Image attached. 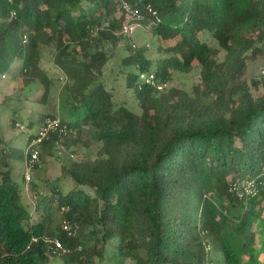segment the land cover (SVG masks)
I'll return each instance as SVG.
<instances>
[{
	"label": "trees",
	"instance_id": "obj_1",
	"mask_svg": "<svg viewBox=\"0 0 264 264\" xmlns=\"http://www.w3.org/2000/svg\"><path fill=\"white\" fill-rule=\"evenodd\" d=\"M124 1L139 20L122 0H0V77L22 79L27 91L48 85L39 62L53 46L67 88L63 117L39 145L27 134L18 147L0 127V264H264V80L245 78L264 53V0ZM137 21L164 54L153 61L126 47L123 79L140 113L103 81L106 47L129 39L123 29ZM196 67L201 85L192 92L167 88ZM19 121L34 128L15 114L8 127ZM82 146L100 148L93 160L67 155L63 176L75 192L47 186L33 222L20 183L27 194L38 188L32 176L44 149L60 157ZM56 237L68 250L62 257L49 253Z\"/></svg>",
	"mask_w": 264,
	"mask_h": 264
},
{
	"label": "rangeland",
	"instance_id": "obj_2",
	"mask_svg": "<svg viewBox=\"0 0 264 264\" xmlns=\"http://www.w3.org/2000/svg\"><path fill=\"white\" fill-rule=\"evenodd\" d=\"M146 22L138 27L135 33L129 36V39H122L116 48L107 46L109 59L103 75V81L107 88L113 92L115 101L120 104L122 102L129 105V107L137 113L138 102L135 100L131 90L126 88L123 79V74L128 71V68L122 66V60L128 55L126 49L127 45L132 44L137 49L145 50V54L153 61H158L163 58L164 54L157 53L154 44L150 37L152 31L148 30ZM147 44L150 45L147 48ZM113 48V50H112ZM136 49V50H137ZM42 56L39 62L40 69L46 74L48 78V85L35 84L32 91L26 90V84L22 79H14L12 76L0 77V127L2 129V136L7 141H12L18 137L16 146L20 147L27 139V134L36 136L39 135L41 129L46 128L50 123L62 119L63 108L67 99L66 81L61 69L54 63V49L52 47H43ZM225 52H219V60L223 61ZM153 65V68H155ZM264 66V53L260 54L246 70V80L259 81L261 71ZM131 69V68H130ZM201 85L200 69L195 68L191 73L182 74L175 73L173 79L167 85V88L183 89L187 92H192L196 87ZM46 97V100H43ZM6 111V112H5ZM15 115L24 116L25 120L28 119L34 123V128L28 129L27 124L18 122L16 128L8 127ZM7 128V129H6ZM6 129V130H5ZM55 130V129H54ZM50 130V131H54ZM99 146H82L71 148L67 154L56 155L55 149H44L41 168L33 172V181H37L39 186L35 191L25 192V182L20 183L23 189V204L29 208L33 222L39 220L37 207L38 201L36 196L42 195L47 192V186L53 183H58L63 190L64 195L73 194L75 192L74 183L63 176V167L68 165V157L71 153L74 155L72 158L75 161H85L95 159L99 151ZM72 161V160H71ZM43 193V194H42ZM62 221V216L58 212L54 215L53 227H59ZM48 264H65L62 259L49 258Z\"/></svg>",
	"mask_w": 264,
	"mask_h": 264
},
{
	"label": "built area",
	"instance_id": "obj_3",
	"mask_svg": "<svg viewBox=\"0 0 264 264\" xmlns=\"http://www.w3.org/2000/svg\"><path fill=\"white\" fill-rule=\"evenodd\" d=\"M119 7L125 10L126 12H128L129 14H132L137 20L140 19L137 11L132 10L124 0H122V3ZM148 10L150 13H152V9L148 8ZM156 21L157 23H159V20ZM139 26L140 24L138 23V21L131 25H126L123 29V33L125 35H131L135 32L136 28H138ZM261 77L264 80V66L261 71ZM141 79L148 85L154 84V78L152 75L150 76L142 75ZM57 127H58V121H54L50 123L46 128L41 129L38 138L32 142V146L39 145L43 141V139L47 137L48 132L50 130L56 129ZM29 157L30 158L27 159V163H26V173H25L26 184L31 182V173H32L31 170L34 164L38 163L39 161L38 149L37 148L32 149ZM62 230L63 232L67 233L68 236L74 234L72 228L69 225V222L67 221L62 222ZM47 243L49 244V253L53 257H62L68 253V250L64 248L61 240L58 237L48 240Z\"/></svg>",
	"mask_w": 264,
	"mask_h": 264
},
{
	"label": "clouds",
	"instance_id": "obj_4",
	"mask_svg": "<svg viewBox=\"0 0 264 264\" xmlns=\"http://www.w3.org/2000/svg\"><path fill=\"white\" fill-rule=\"evenodd\" d=\"M152 24H153V23H152ZM139 27H141V26H139ZM136 29H137V28H136ZM135 31H136V30H135ZM134 33H135V32H134ZM134 33H133V34H134ZM133 34H131V35H133ZM131 35H130V36H131ZM146 46H147V48L150 47L149 44H147ZM138 74H140V73H138ZM150 75H152V74H148V75H145V76H150ZM141 76H142V75L140 74V80H141L142 82H144V81L141 79ZM152 76H153V75H152ZM153 78H154V76H153ZM144 83H145V82H144ZM147 85H148V84H147ZM151 85H153V84H151Z\"/></svg>",
	"mask_w": 264,
	"mask_h": 264
}]
</instances>
